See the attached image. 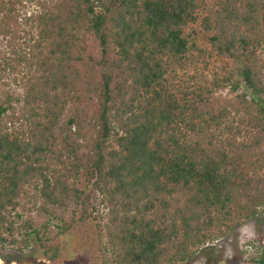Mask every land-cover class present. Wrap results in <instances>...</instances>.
Returning a JSON list of instances; mask_svg holds the SVG:
<instances>
[{"label":"trees","instance_id":"16d2710c","mask_svg":"<svg viewBox=\"0 0 264 264\" xmlns=\"http://www.w3.org/2000/svg\"><path fill=\"white\" fill-rule=\"evenodd\" d=\"M15 3L0 0L3 31ZM28 7V40L0 58L28 73L21 97L0 99V247L27 248L33 238L54 261L49 234L92 217L99 264H178L198 250L215 263L218 250L206 243L264 207V0ZM14 101H22L26 131L4 126ZM69 132L89 139L85 158ZM29 187L47 217L40 225L17 212ZM99 196L104 216L92 201ZM16 248L4 257L21 253ZM254 262L263 264L264 254Z\"/></svg>","mask_w":264,"mask_h":264},{"label":"rangeland","instance_id":"374dc122","mask_svg":"<svg viewBox=\"0 0 264 264\" xmlns=\"http://www.w3.org/2000/svg\"><path fill=\"white\" fill-rule=\"evenodd\" d=\"M15 1L16 0H11L13 3H15ZM15 4L16 9L11 12L12 18L7 19V31H3L0 27V58L1 56L7 58L9 56L14 57L12 53V45H14L16 50H19L22 42L28 40V35L24 34V31H27L24 18L27 17L31 12L28 7L29 0H22V4L24 5L23 7L20 3ZM33 5H35V2H33ZM4 34L5 36H3ZM17 35H19L20 38ZM25 75H28V73L26 72L23 64H14L12 69L10 67L4 66L2 59H0V99L5 93H9L15 98L17 96L21 97V95L24 93V83L26 79L23 77ZM89 80L91 83L95 82V79L91 75H89ZM247 99H249L248 95ZM21 105L22 101H14V112L10 111L9 116L4 119L3 123L4 126L9 128L8 131H10L12 127H15V129L13 128L14 130L17 129L20 131L22 129L26 131L25 126L22 124L23 119L21 116ZM37 111L40 114L42 112L41 109ZM70 112L71 110L68 109L61 115L59 120V128H61V130L65 128V122ZM236 116L237 115L231 112L230 117ZM9 119H11L12 123L9 122ZM59 130L60 129L56 128L54 134L58 137L60 142L61 137L59 132L61 131ZM69 135L70 138L68 141H74L73 143L76 142L79 145L76 148V154L86 156V143L88 142L89 144V139H75L74 134L71 132H69ZM237 139L241 141L243 139H247V136L242 134L241 136L237 137ZM260 147L264 149V142H262ZM51 164L53 167L59 168L60 171L64 170L62 165L59 163L55 164L51 160ZM67 175L68 183H74L76 186H80L82 184L83 179L80 175L78 179L69 174ZM27 190L29 196H25L20 199V205L17 208V212L22 215V220L29 217L35 224L40 225L46 221L47 217L42 212L37 210V207L40 205L37 192L31 187H29ZM92 201L97 206L99 213L104 216L107 209L104 208L101 203H99L100 196ZM56 212L67 215L70 213V210L69 208L57 209ZM92 213L96 214L94 211ZM20 223L21 221L17 222L14 233V237H16L17 240H21L23 236V230L20 228ZM6 237L9 239L8 236ZM213 243H216L214 247L216 250H218V259L213 264H259L254 261L258 259L261 254H264V207L260 209V212L255 218L240 224L238 227L230 229L225 236L217 238L212 242H207L206 245H212ZM48 244L57 249V258L55 261L63 262V264H99L101 260L100 253L98 251L97 230L95 227V221L92 217L85 222H77L74 229L71 231L65 232L63 234H58L56 232L50 233ZM17 246L22 247L21 253L27 252L37 257L42 255L38 243L32 238L27 248L23 246V243H20V245H11L6 243L5 246L0 247V259L1 257L7 255L9 251L14 249L17 250ZM178 264H211V262L208 260L206 251L198 250L196 256L191 262H182Z\"/></svg>","mask_w":264,"mask_h":264},{"label":"flooded vegetation","instance_id":"af4514ba","mask_svg":"<svg viewBox=\"0 0 264 264\" xmlns=\"http://www.w3.org/2000/svg\"><path fill=\"white\" fill-rule=\"evenodd\" d=\"M0 264H63L46 258L43 254L37 257L33 254L18 253L13 258L1 257Z\"/></svg>","mask_w":264,"mask_h":264},{"label":"built area","instance_id":"2783aa9c","mask_svg":"<svg viewBox=\"0 0 264 264\" xmlns=\"http://www.w3.org/2000/svg\"><path fill=\"white\" fill-rule=\"evenodd\" d=\"M216 243H217V242H216ZM216 243H215V244H216ZM215 244L213 243L212 245L215 246ZM208 245H211V244H208Z\"/></svg>","mask_w":264,"mask_h":264}]
</instances>
